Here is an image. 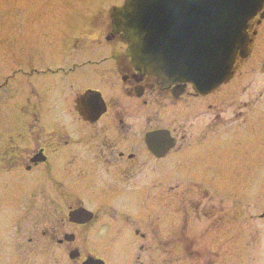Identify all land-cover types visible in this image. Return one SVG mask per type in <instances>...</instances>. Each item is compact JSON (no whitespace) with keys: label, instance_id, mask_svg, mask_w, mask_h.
<instances>
[{"label":"flooded vegetation","instance_id":"obj_1","mask_svg":"<svg viewBox=\"0 0 264 264\" xmlns=\"http://www.w3.org/2000/svg\"><path fill=\"white\" fill-rule=\"evenodd\" d=\"M123 1L110 5L106 14L101 5L94 6L103 15L89 16L96 22L85 33L94 36H83L89 44L83 55L38 53L35 45L34 53L21 46L16 55L14 41L7 38V51L0 55V187L14 188L9 199L19 211L26 200L40 205L46 222L28 238L31 250L55 251L65 245L67 257L77 251L70 260L75 262L79 247L69 246L76 237L59 236L61 230L89 229L101 222V236L112 230L139 239L130 245L134 254L123 264H173L181 262L184 252L199 250L201 229L197 236L191 232L202 212L213 207V197L207 201L200 189L218 183L186 180V160L213 157V130L219 126L245 127L258 113L264 128V55L253 53L262 42L258 29L264 26V5L246 24V52L244 57L236 54L231 79L203 94L189 83L161 80L131 64L110 22L111 11ZM1 24L8 35L10 22ZM24 29L17 27L21 45ZM257 72L260 83L250 91L255 81L251 75ZM227 86L228 97L240 90L242 99L227 104L218 100ZM226 145L230 149V141ZM186 188L199 195H185ZM57 203L73 204L63 211L60 224ZM78 209L88 211L91 219L71 222L69 213ZM223 218L213 215L204 236ZM67 234L72 241H64ZM10 235L19 236L21 230ZM99 245L109 247L104 241ZM152 251L161 252V259H151ZM95 259L109 264L108 259Z\"/></svg>","mask_w":264,"mask_h":264},{"label":"rangeland","instance_id":"obj_2","mask_svg":"<svg viewBox=\"0 0 264 264\" xmlns=\"http://www.w3.org/2000/svg\"><path fill=\"white\" fill-rule=\"evenodd\" d=\"M119 2L120 0H0V55L7 51L4 48L7 38L10 43L14 41L13 51L16 55L21 46L26 52L34 53L33 45L37 47L38 53L48 54L52 50L57 55H83L81 51L89 48L86 43L88 40L83 36H94L93 33H85L88 32L89 26L96 22L89 21V16L98 13L103 15V12L93 11L94 6L101 5V10L106 14L110 5ZM4 20H8L12 26L8 35L4 33L1 24ZM18 26L25 27L23 45L17 40ZM258 31L262 42L253 53L264 55V26ZM7 48L11 51L9 45ZM252 77L255 81L250 91L258 88L261 75L257 72L251 75ZM229 86L222 88L217 98L223 100V104H227L229 99H242L240 90H234L235 97H228ZM249 122L248 126L232 125L229 127L231 129L224 125L219 126L213 130V157L199 156L201 158L196 159L195 155L192 156L195 160H186L189 164L186 165L187 168L190 167L185 169L186 180H210L218 183L213 187L200 189L203 190L201 195L207 196V201L210 196L213 197L210 203L213 207L208 209L209 212L207 209L202 212L200 224L191 232L197 236L200 233L197 228L201 229V236H198L196 241L200 244L199 250L190 252L191 255L184 252L185 255L179 258L181 262L173 264H264V220L258 219L264 211V128L258 119V113H254ZM233 140L240 143L236 145L231 142ZM225 141H230V149H225ZM13 189L0 187V262L4 260L8 264H81L84 257L91 254L94 258L108 259L109 264H123L134 254L130 245L139 242L138 238L125 235L123 231L121 235H115L112 230L101 236L97 233L101 222L95 223L89 229H70L65 226L61 230L59 236L62 233H72L76 237L74 243L69 246L70 249L79 247L80 256L75 262L68 259V253L63 249L65 245L55 251L31 250L27 240L31 234L37 233L35 230L44 226L46 219L40 216V205L36 202H22L19 204V211L17 205L9 199V196L14 195ZM187 191L190 189L186 188L185 195H199L193 190ZM56 206L59 217L57 223L60 224L63 211L73 204L57 203ZM213 215L224 218L218 222L215 230L207 232L204 236L208 229L205 228L213 223ZM49 223L50 220H47L46 225ZM110 226L114 227V224ZM15 228L21 230V235L12 237L10 234ZM8 229L9 231H6ZM101 241L109 246L106 250L99 245ZM148 254L153 260L161 259L162 256L161 252L157 251Z\"/></svg>","mask_w":264,"mask_h":264},{"label":"water","instance_id":"obj_3","mask_svg":"<svg viewBox=\"0 0 264 264\" xmlns=\"http://www.w3.org/2000/svg\"><path fill=\"white\" fill-rule=\"evenodd\" d=\"M263 5L264 0H125L110 20L135 68L207 93L231 78L236 54L246 52V23ZM68 216L77 224L91 219L84 209ZM77 255L72 251L69 258ZM82 264L103 262L86 258Z\"/></svg>","mask_w":264,"mask_h":264}]
</instances>
